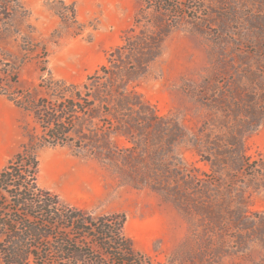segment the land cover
Listing matches in <instances>:
<instances>
[{"label":"rangeland","instance_id":"1","mask_svg":"<svg viewBox=\"0 0 264 264\" xmlns=\"http://www.w3.org/2000/svg\"><path fill=\"white\" fill-rule=\"evenodd\" d=\"M175 1L160 55L128 86L148 110L118 114L152 122L112 135L100 156L40 148L38 185L122 213L135 249L159 264H264V0ZM140 12L157 33L142 0H0V170L32 126L16 98L36 101L48 77L80 87L142 29Z\"/></svg>","mask_w":264,"mask_h":264},{"label":"trees","instance_id":"2","mask_svg":"<svg viewBox=\"0 0 264 264\" xmlns=\"http://www.w3.org/2000/svg\"><path fill=\"white\" fill-rule=\"evenodd\" d=\"M142 1L157 14V33L144 28L140 12L134 22L142 29L137 33L135 27L126 30L122 43L80 87L48 77L39 86L45 94L36 101L23 93L16 98L33 121L25 129L24 145L0 170L3 264H159L135 249L124 233L122 213L93 214L37 182L40 148L74 143L78 150L100 156L110 148L112 135L128 137L131 123L138 127L152 122L146 117L129 120L118 114L131 107L148 110L128 86L160 55L162 39L171 23L165 19L177 6L175 0ZM103 117L108 118L107 128ZM37 130L42 132L41 140L35 138Z\"/></svg>","mask_w":264,"mask_h":264}]
</instances>
